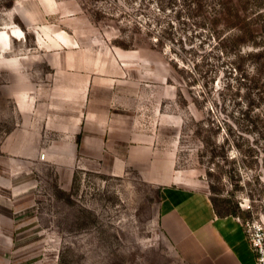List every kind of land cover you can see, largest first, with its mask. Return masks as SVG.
Instances as JSON below:
<instances>
[{
  "label": "rangeland",
  "instance_id": "374dc122",
  "mask_svg": "<svg viewBox=\"0 0 264 264\" xmlns=\"http://www.w3.org/2000/svg\"><path fill=\"white\" fill-rule=\"evenodd\" d=\"M191 1L0 0V264H192L171 181L264 229V0Z\"/></svg>",
  "mask_w": 264,
  "mask_h": 264
},
{
  "label": "crops",
  "instance_id": "0c3cea01",
  "mask_svg": "<svg viewBox=\"0 0 264 264\" xmlns=\"http://www.w3.org/2000/svg\"><path fill=\"white\" fill-rule=\"evenodd\" d=\"M22 32L15 29L10 34L2 33L3 42L9 47L11 41L7 39H16ZM58 36L69 43L65 33ZM171 182L164 184L159 209L161 226L192 264H257L240 217L220 213L206 192Z\"/></svg>",
  "mask_w": 264,
  "mask_h": 264
},
{
  "label": "built area",
  "instance_id": "2783aa9c",
  "mask_svg": "<svg viewBox=\"0 0 264 264\" xmlns=\"http://www.w3.org/2000/svg\"><path fill=\"white\" fill-rule=\"evenodd\" d=\"M45 156L42 153V157ZM246 231L251 246L256 254L257 264H264V229L260 225H253L251 229L246 225Z\"/></svg>",
  "mask_w": 264,
  "mask_h": 264
},
{
  "label": "trees",
  "instance_id": "16d2710c",
  "mask_svg": "<svg viewBox=\"0 0 264 264\" xmlns=\"http://www.w3.org/2000/svg\"><path fill=\"white\" fill-rule=\"evenodd\" d=\"M193 1L196 3L197 0H192L191 2H193ZM250 32H251V29H249V33ZM251 54H253V55H260V57L258 58L257 68L258 69L264 68V51L263 50L262 51H259L258 50V51H255L254 53L252 52ZM228 214L234 215L233 212H230Z\"/></svg>",
  "mask_w": 264,
  "mask_h": 264
},
{
  "label": "bare ground",
  "instance_id": "6f19581e",
  "mask_svg": "<svg viewBox=\"0 0 264 264\" xmlns=\"http://www.w3.org/2000/svg\"><path fill=\"white\" fill-rule=\"evenodd\" d=\"M19 31H21V29H19ZM16 32H18V30H16ZM3 34H5V33H3Z\"/></svg>",
  "mask_w": 264,
  "mask_h": 264
}]
</instances>
